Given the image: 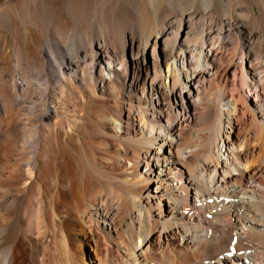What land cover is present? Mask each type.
Wrapping results in <instances>:
<instances>
[{"label":"bare ground","instance_id":"bare-ground-1","mask_svg":"<svg viewBox=\"0 0 264 264\" xmlns=\"http://www.w3.org/2000/svg\"><path fill=\"white\" fill-rule=\"evenodd\" d=\"M43 4L0 0V264H264V0Z\"/></svg>","mask_w":264,"mask_h":264},{"label":"rangeland","instance_id":"rangeland-1","mask_svg":"<svg viewBox=\"0 0 264 264\" xmlns=\"http://www.w3.org/2000/svg\"><path fill=\"white\" fill-rule=\"evenodd\" d=\"M64 2V0H43V3L45 4H43V8L45 9L44 11L47 13V14H50V15H52V14H54V12H56V10H58L59 9V7L62 5V3ZM79 6H81V8H83L84 10L86 9V11L89 13V12H91L92 10H93V8H94V0H79ZM86 5V6H85ZM51 6V7H50ZM88 6V7H87ZM90 6H92L91 8H90ZM186 6V5H185ZM86 7V8H85ZM54 9V10H53ZM52 11V12H51ZM213 91V90H212ZM211 91L209 90V95H211V96H213L214 94V92H212V93H210ZM185 135L187 136V132L185 133ZM4 148H3V146H0V155L2 154H4L5 152H4ZM4 152V153H3ZM0 156V163H4V158H3V156ZM4 184L3 183H1V181H0V187L1 186H3ZM91 252H90V250L89 249H82L81 250V253L79 254V253H77L78 255H79V257H80V260L82 261V262H84V263H87V264H89V254H90ZM85 255V256H84ZM53 256V255H52ZM47 257V258H46ZM50 257V258H49ZM45 258H46V261L48 260H50L49 261V263L50 262H52L51 261V256H50V253L49 252H47V254H46V256H45Z\"/></svg>","mask_w":264,"mask_h":264}]
</instances>
